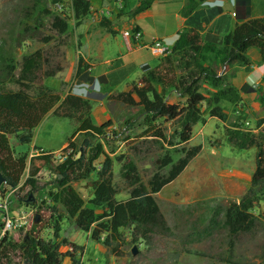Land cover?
I'll list each match as a JSON object with an SVG mask.
<instances>
[{"label":"trees","instance_id":"16d2710c","mask_svg":"<svg viewBox=\"0 0 264 264\" xmlns=\"http://www.w3.org/2000/svg\"><path fill=\"white\" fill-rule=\"evenodd\" d=\"M60 5L65 0H52ZM73 16L78 23L91 11V0H70ZM206 0H187L182 9L187 18L186 26L179 33L172 45V51L165 58H161L156 67L145 65L140 80L128 91L111 94L110 98L128 106L141 105L144 113L157 117L178 120L180 128V143H188L193 136L194 125L204 120L202 104L207 102L209 115L226 122L229 114L226 111L229 104H236L240 100V90L228 83V74L234 73V66L243 65L249 69L252 65L248 50L252 47L259 49L264 61V16L250 18L237 23L235 28L227 33L220 43L206 40L202 34L205 23L210 22L220 14L223 9L217 6L211 11L200 9V4ZM23 11L22 18L25 26L17 37L21 43L27 39H38L51 43L52 35L43 34L39 26L44 25V18L52 13L50 8L43 7L39 14H35L42 0H30ZM154 0H141L133 10L134 14L148 9ZM64 6L62 5L61 9ZM60 8V7H59ZM71 14L60 10L51 20V28L59 34H66L70 28ZM138 27V26H136ZM139 28V27H138ZM7 41L0 44V169L6 176V184L18 186L22 175L28 166L27 154L16 155L11 145L10 136L16 135L20 143L31 142L34 129L49 113L74 119L78 122L77 133H83V148L55 166V170L62 176L58 179L59 190L53 193V200L60 203L66 210L67 216L74 220L76 226L91 233L96 241L112 244V239L121 236L122 229H128L134 243L152 240L156 233L170 234L172 227L164 215L155 196L163 187L173 181L202 150V145L191 148L183 147L185 155L177 161L170 155L161 161V167L171 164L167 174L156 171L149 181H143L139 167L134 160L122 164V176L129 185V198L117 200L118 192L114 183V160L105 152L101 142L93 144V138H100L105 129L112 123L108 120L102 125H96L91 118L92 104L89 99L73 93L64 98L61 93L44 83L47 77L55 76L62 69L58 62L55 67L44 69L52 59L37 49L25 54L19 62L7 50ZM68 44L67 35L60 41L61 47ZM20 72L16 75V69ZM87 68L83 58L80 59L78 75ZM232 70L228 73V70ZM103 79L105 77H102ZM15 81L20 85L18 90H7L5 85ZM207 82L212 90L209 97L202 88ZM162 87V89L159 88ZM35 93H31L34 90ZM167 88L175 90L187 99L183 106L167 101L165 91ZM226 128V140L233 147L247 149L256 147V168L252 176V184L240 200L227 199L224 206V226L233 234L250 232L257 226V215L252 209L255 206L258 189L264 191V129L256 134L250 129L241 126ZM158 136L164 139L163 132ZM70 145L76 146L73 139ZM86 147L90 151H86ZM104 155L101 168L96 161ZM36 165L33 174L42 167L53 168L51 155H39L32 158ZM41 161L42 164H36ZM96 173L97 177L91 181L93 196L86 202L80 191L72 184L75 179H86ZM28 183L36 189V180L28 179ZM257 187H259L257 189ZM47 220H41L32 228L22 243L14 241L7 233L0 240V264L4 259L9 260L11 252L20 251V261L16 264H63L68 257L71 264H80L75 251L65 254L60 244L54 240L44 238L43 226ZM59 230V226H56ZM72 246L76 244L72 243Z\"/></svg>","mask_w":264,"mask_h":264},{"label":"rangeland","instance_id":"374dc122","mask_svg":"<svg viewBox=\"0 0 264 264\" xmlns=\"http://www.w3.org/2000/svg\"><path fill=\"white\" fill-rule=\"evenodd\" d=\"M161 2L169 7V4L177 3L178 0H162ZM236 2L233 5L229 3L223 5L215 0H206L200 4V9L210 11L217 6H223L224 12L212 28L215 33L212 35L213 40H219L218 36L229 33L241 21V18L233 12L236 9ZM249 2L252 7V10L251 7L249 10L252 13L256 16L264 15V0H249ZM28 4L31 5L30 0H0V44L6 40L7 50H11L12 55L19 62L22 61L25 54L42 49L52 59L50 64L44 66V69L53 68L58 62H62V46L59 48L58 46L67 33L59 34L53 30L51 20L55 13L66 10L71 14L70 21H73L71 1L65 0L61 4L64 6L61 9L52 0H42L35 11V14H39L43 7L52 10V13L44 18V25H38L43 34L54 37L49 44L38 39L17 42V37L25 26L26 21L22 15ZM146 22L148 27L154 28L152 19L148 18ZM163 27L166 28V26H160L159 29L162 30ZM112 36L118 39H116V44L108 46V50L116 51L117 40H121V33L118 32ZM145 52L144 57L150 61L149 64L152 67L160 64V57H154L149 49H146ZM19 72L20 66L16 69V75ZM127 72V70L116 71L112 76L121 77ZM138 79L139 76L130 83L135 85ZM98 82L101 85V91L98 94L93 91L94 86L91 89V86L86 85L85 88L95 95L101 96H98L99 99L92 103L94 107L104 103V106L112 114V123L106 127L102 137L92 140L93 144L101 142L105 152L113 158L114 183L118 190L116 199L126 200L130 196V189L121 173L122 164L125 161L134 160L139 167L143 181L147 183L156 171L167 174L171 168V164L161 167V161L158 160L170 155L174 161H177L185 155L182 151L185 145L180 143L177 133L180 128L178 120L144 113L141 105L128 106L116 101L115 98L111 99V94L116 95L123 92L125 88L122 86L120 89H116L112 87V84L107 85L102 80H98ZM5 88L18 90L20 85L12 81L7 83ZM159 88L162 89L161 86ZM202 88L210 97L211 86L207 82H203ZM77 89L78 87L74 88V91ZM58 91L62 95L63 90ZM35 92V88L31 90V93ZM165 96L168 102L178 103L181 106L187 99L170 88L166 89ZM207 105V102H204L202 109L209 114ZM226 128L225 122L217 117L210 116L202 120L196 126L191 143L186 145L187 148H191L201 144L202 151L190 162L185 176L181 179L178 178L179 180L176 179L177 182L175 181L176 183L171 185L176 189L189 187V185L191 188L186 193L176 190L177 201L174 202L172 201L174 196L165 195L166 192L155 194L172 227V232L170 234L156 233L149 243L137 244L133 242L130 231L122 229L121 236L113 238L112 244L108 246L104 243L106 234L102 235L101 241L94 240L90 232L79 229L74 220L67 216L65 208L53 200V193L60 188L58 179L62 176L55 170V166L66 159L65 155L75 154L79 148H83L86 136L83 133H77L78 122L74 119L49 114L34 129L31 142L20 143L16 135L10 136L11 145L16 150V155L27 154L28 166L21 177L19 189L11 207V211L16 217V227L8 234L14 241L22 243L39 221L47 220V225L43 226L42 230L43 237L59 243L64 256L69 251H75L80 264H264V191L257 187V199L252 211L257 215L258 220L257 226L252 231L233 235L223 224L226 200L234 198L221 195L219 190L221 186L216 183L217 178L221 176L219 172L223 168L230 169L233 165H238L241 158L247 159L246 165L249 168L256 167L257 152L256 147L233 148L226 141ZM159 131L163 132L164 139L158 136ZM254 132L260 133V131ZM75 133L76 138L73 141L76 146H73L70 145V139ZM65 143L67 145L62 148ZM38 150L62 154L64 159L62 161L60 158H55L54 154H50L53 168L44 166L36 174H33L36 165L32 158L39 155L31 156V154ZM86 151H90V148L86 147ZM104 157L102 155L96 161L98 168H101ZM36 164L42 163L37 161ZM202 170L207 175L206 177L211 178L210 183L212 179L214 181L216 179V181L209 186L210 189L207 193L198 198L194 184L201 176ZM96 177L97 174L92 173L89 178L72 181L86 202H89L93 196L94 190L90 187V182ZM30 178L36 180V189H33L32 185L28 183ZM168 192H173V190ZM31 195L32 199L29 200ZM37 215H39L38 220H36ZM56 226H59V230ZM72 243L77 247L72 246ZM135 248L137 249L136 253H134ZM19 254V250L11 252L10 259H4L2 264H16L20 261ZM63 258V264H71L68 257Z\"/></svg>","mask_w":264,"mask_h":264},{"label":"crops","instance_id":"0c3cea01","mask_svg":"<svg viewBox=\"0 0 264 264\" xmlns=\"http://www.w3.org/2000/svg\"><path fill=\"white\" fill-rule=\"evenodd\" d=\"M161 1L154 0L148 9L134 14L133 10L140 4L141 0H91L90 13L80 23L75 18L73 21H70V28L67 33L68 44L62 46V69L55 76L47 77L45 84L56 90L62 89L63 98L69 93L74 94V92L84 94L82 97L89 99L92 104L90 115L96 125H102L110 120L112 114L104 106V103L95 107L92 103L97 101L101 96L95 95V93L88 91V88L85 87L86 85L91 86L92 89V86H95L98 80H102L107 85L112 84L113 88L120 89L123 86L125 88L124 91H128L133 86V83L130 82L135 80L137 76H139L138 81L142 77L144 73L143 67L145 65L152 67L149 64L150 61L144 57L146 49H149L154 57H160L161 60L162 56L157 55L146 44L153 37L161 38L171 46L174 44L179 33L186 26L187 18L183 15L182 9L187 0H178L177 3L169 4V7L165 6L166 4H163ZM235 1H237L236 9L233 12L237 17L241 18L239 23L250 18L261 17L256 16L249 10L251 7L249 0H215V2L222 3L223 5L228 3L233 5ZM220 6L223 9V6ZM102 10H109L111 13L103 15L101 13ZM223 12L224 10L210 22L204 24L202 34L206 40H212L217 43L223 40L226 34L224 36H218L220 38L219 40L215 41L212 39V35L215 34L212 28ZM148 18L152 19L154 28L148 27L146 22ZM132 25L138 26L143 31L144 39L141 42L142 44L135 42V40L134 42H128L123 36V30L132 27ZM160 26H166V28L163 27L160 30ZM118 32L121 33V40H117L116 51L108 50L110 44H116V39L118 38L112 35ZM248 55L252 61L249 69L243 65H237L234 66L235 71L233 74L230 73L232 70H228V73H230L228 74V83L240 90V100L234 105H227L228 109L226 111L229 117L225 124L226 127H231L233 124H236L235 126L245 128L246 122L249 121L251 123L250 126L257 132L264 129V61L259 49L256 47L250 48ZM81 58H83L87 68L82 74L78 75ZM122 70H127L128 72L121 77L112 76L116 71ZM102 77L105 78L103 79ZM77 87V91H74V88ZM206 114L204 113V118L210 117L209 114ZM200 122L194 125L192 139L196 126ZM191 140L183 144L188 145L191 143ZM66 145L67 143L62 148ZM246 161V158H241L237 163L238 165L235 164L230 169H220L219 175L221 176L217 178L218 181L216 179L215 181L218 186H221L219 190L222 196L240 200L247 192L252 184V176L256 167L249 168L246 165ZM188 165L173 181L166 184L161 191L156 193V195L166 192L165 195L174 196V200L172 199L174 202L177 201L175 195L176 190L186 193L191 188L190 185L182 189H176L171 185L177 182L176 179H181L185 176ZM206 176L204 170H202L201 176L198 177L197 182L194 184L196 186L195 193L198 198L200 195L207 193L210 189L209 186L215 182L212 179L210 183L211 178ZM170 190H173V192L169 193L168 191Z\"/></svg>","mask_w":264,"mask_h":264},{"label":"built area","instance_id":"2783aa9c","mask_svg":"<svg viewBox=\"0 0 264 264\" xmlns=\"http://www.w3.org/2000/svg\"><path fill=\"white\" fill-rule=\"evenodd\" d=\"M60 8L62 5H58ZM103 15L110 14L109 10H102L101 12ZM123 36L128 42H137L142 44V40L144 39L143 31L136 27H128L123 30ZM150 47L157 55L159 56H166L172 51V46L166 42H164L161 38L153 37L149 43L146 44ZM251 123L249 121L246 122L245 129H250L254 131L252 128ZM55 155V158L63 159L67 158V155L62 156V154H56L54 152H47L45 150H38L36 153L31 154L34 155ZM53 155V156H54ZM19 186H10L6 183L2 184L0 187V240H2L5 235L16 227V217L13 215L11 211V207L14 203V199L16 197V192L18 191Z\"/></svg>","mask_w":264,"mask_h":264},{"label":"water","instance_id":"95a60500","mask_svg":"<svg viewBox=\"0 0 264 264\" xmlns=\"http://www.w3.org/2000/svg\"><path fill=\"white\" fill-rule=\"evenodd\" d=\"M6 182V176L3 174V172L1 171V169H0V187L2 186V184H4ZM32 199V195L30 196V198H29V200H31ZM39 219V215H37V217H36V220H38ZM137 252V249L135 248L134 249V253H136Z\"/></svg>","mask_w":264,"mask_h":264},{"label":"clouds","instance_id":"9594fccd","mask_svg":"<svg viewBox=\"0 0 264 264\" xmlns=\"http://www.w3.org/2000/svg\"><path fill=\"white\" fill-rule=\"evenodd\" d=\"M93 91H94L95 93H97V94L101 91V85L99 84L98 81L96 82V84H95V86H94V88H93ZM74 94H76V95H81V96L84 95V94L79 93V92H74Z\"/></svg>","mask_w":264,"mask_h":264}]
</instances>
